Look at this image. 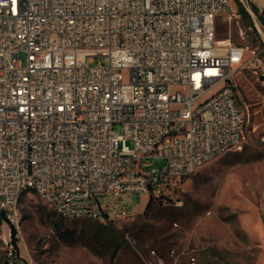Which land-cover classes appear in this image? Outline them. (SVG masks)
<instances>
[{"label":"built area","instance_id":"1","mask_svg":"<svg viewBox=\"0 0 264 264\" xmlns=\"http://www.w3.org/2000/svg\"><path fill=\"white\" fill-rule=\"evenodd\" d=\"M223 15L241 17L231 0H0L8 264L23 194L63 220L106 226L135 213V196H163L240 146L248 112L234 73L263 59L218 42ZM154 159L163 165L149 168Z\"/></svg>","mask_w":264,"mask_h":264},{"label":"rangeland","instance_id":"2","mask_svg":"<svg viewBox=\"0 0 264 264\" xmlns=\"http://www.w3.org/2000/svg\"><path fill=\"white\" fill-rule=\"evenodd\" d=\"M231 5L238 13L237 1ZM215 33L218 42L259 49L263 59V66L244 64L234 73L233 92L248 112L240 146L152 197L148 207L146 196H135L142 206L106 226L63 220L35 194H23L13 264H264V28L258 16L223 15ZM8 231L0 220V264L9 260Z\"/></svg>","mask_w":264,"mask_h":264},{"label":"trees","instance_id":"3","mask_svg":"<svg viewBox=\"0 0 264 264\" xmlns=\"http://www.w3.org/2000/svg\"><path fill=\"white\" fill-rule=\"evenodd\" d=\"M236 1H237V9H238V12L240 13L241 17H242L243 19H247V20H249V19H250V16H249V14L247 13V11L245 10V8L243 7V5H242L238 0H236ZM244 1H245V3L247 4V6H249V8H250L251 11L253 12V14H254L255 16H258V15H257V8H256L254 5H252L248 0H244ZM258 19H259V22L261 23V26L264 28V24H263V22H262V19H261L259 16H258ZM180 182H181V181H179V182H177V183H174V184H171V186L168 187L169 190H171V189H173L174 187H176L177 184L180 183ZM151 198H152V197H150V198L147 200V202H146V207L149 206V204H150V202H151ZM155 198H158V197H155ZM0 220H4V214H3L2 211H0ZM11 232H12V236H14V233H15L16 231H15V229H14L13 227H11Z\"/></svg>","mask_w":264,"mask_h":264},{"label":"crops","instance_id":"4","mask_svg":"<svg viewBox=\"0 0 264 264\" xmlns=\"http://www.w3.org/2000/svg\"><path fill=\"white\" fill-rule=\"evenodd\" d=\"M248 1L257 8V15L262 19V22L264 23V0H248ZM253 16L255 15L253 14ZM221 43H224V42H221Z\"/></svg>","mask_w":264,"mask_h":264}]
</instances>
